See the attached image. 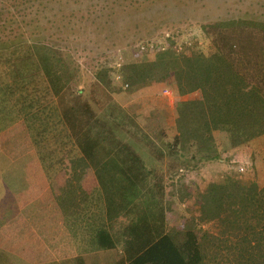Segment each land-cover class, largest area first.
Listing matches in <instances>:
<instances>
[{"label":"trees","instance_id":"obj_1","mask_svg":"<svg viewBox=\"0 0 264 264\" xmlns=\"http://www.w3.org/2000/svg\"><path fill=\"white\" fill-rule=\"evenodd\" d=\"M202 32L201 46L186 28V35L139 40L138 58L118 51L128 64L111 59L98 66L89 92L73 88L78 66L50 44L27 40L0 52V117L17 122L14 128L37 126L35 148L45 170L44 135L54 129L45 143L73 144L97 181L101 203L92 195L81 212L93 218L83 250L41 264H264V188L255 182L213 185L178 239L167 228L168 180L192 162H221L224 153L264 136V20L215 21ZM159 75L178 90L171 141L146 134L115 98L120 85L138 96ZM141 142L154 152L149 159L167 161L164 171L141 154ZM1 146L0 177L8 163ZM25 258L1 243L0 264Z\"/></svg>","mask_w":264,"mask_h":264},{"label":"rangeland","instance_id":"obj_2","mask_svg":"<svg viewBox=\"0 0 264 264\" xmlns=\"http://www.w3.org/2000/svg\"><path fill=\"white\" fill-rule=\"evenodd\" d=\"M237 18L264 20V0H0V52L7 54V47L27 40L50 44L78 66L79 77L73 82V88H85L89 92L98 66L111 59H115L117 66L128 64L118 51L127 48L133 57H140L138 52L134 54L139 40H163L168 38L167 35L185 33L188 28L191 32L188 36L196 37L201 46L204 43L202 26ZM141 45L144 42L140 41ZM23 51L21 49L13 57L24 54ZM162 81L161 75L147 80L144 88L140 85L136 91L138 96L118 83L120 93L115 98L134 116L146 134L153 138L162 134L164 140L171 141L176 133L178 90L173 80L165 87ZM166 88H169L168 92ZM173 90L174 94L171 93ZM0 119L2 150L12 158L23 155V160H27L28 152L23 151L22 144L31 143V138L34 147L37 145L34 140L39 132L37 126L35 129H17L13 127L17 122L9 124L10 117L3 115ZM55 133L52 129L44 135V144L53 139ZM63 142L65 140L40 147L46 158L49 183L41 189L43 204L39 206L44 214L42 263L60 261L83 250L82 238H88L85 228L91 225L93 218L81 212L85 204L91 203L92 195L94 202L101 203L97 194L94 195L97 187L94 174L75 146H63ZM140 144L139 151L149 164L164 171L167 161L161 165L149 159L155 156L154 152L146 142ZM229 152L222 155L221 162H192L174 179L168 180L167 228L174 239L179 238L190 221L199 217L202 199L213 185L233 180L246 184L255 182L264 188V136ZM0 238L3 241L2 235ZM17 244L14 241L11 245ZM67 247L70 252L63 253L62 249ZM33 259L34 255L27 254L24 264H34Z\"/></svg>","mask_w":264,"mask_h":264},{"label":"crops","instance_id":"obj_3","mask_svg":"<svg viewBox=\"0 0 264 264\" xmlns=\"http://www.w3.org/2000/svg\"><path fill=\"white\" fill-rule=\"evenodd\" d=\"M162 77L163 85L172 83V78ZM171 93L174 94V90ZM29 139L32 144L29 141V144H22L25 147L23 151L28 152V159L25 161L23 155L12 158L3 151L8 163L0 177V236H3L1 243L4 250L13 254L20 251L26 255H34V264H38V260L41 264L45 251L44 214L40 208L43 204L41 189L49 183L43 162L32 139ZM14 241L18 244L13 247L11 244ZM64 251L70 252L68 247L63 248L62 252Z\"/></svg>","mask_w":264,"mask_h":264},{"label":"built area","instance_id":"obj_4","mask_svg":"<svg viewBox=\"0 0 264 264\" xmlns=\"http://www.w3.org/2000/svg\"><path fill=\"white\" fill-rule=\"evenodd\" d=\"M142 49H145V47H143ZM116 79H119V77H115ZM167 92H168V90H167ZM241 170L243 171V168H241Z\"/></svg>","mask_w":264,"mask_h":264}]
</instances>
